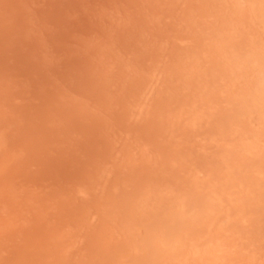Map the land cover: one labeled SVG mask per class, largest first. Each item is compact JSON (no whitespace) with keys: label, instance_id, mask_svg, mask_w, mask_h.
<instances>
[{"label":"bare ground","instance_id":"6f19581e","mask_svg":"<svg viewBox=\"0 0 264 264\" xmlns=\"http://www.w3.org/2000/svg\"><path fill=\"white\" fill-rule=\"evenodd\" d=\"M71 1L1 7L0 264H264V0Z\"/></svg>","mask_w":264,"mask_h":264},{"label":"rangeland","instance_id":"374dc122","mask_svg":"<svg viewBox=\"0 0 264 264\" xmlns=\"http://www.w3.org/2000/svg\"><path fill=\"white\" fill-rule=\"evenodd\" d=\"M4 1H5V2H4ZM4 1H3V0L0 1V3H1V2H4L3 4L1 3V4L4 5V6H1V4H0V9H1L0 11H1V12L3 11L2 8L5 9V7H7V5H8L9 2H14L15 0H4ZM39 1H41L40 3H43V4L46 6V8L48 9V11H49V12H48V11L46 10L45 6H44V9L46 10V13H48L46 16L49 17L48 19L50 20V21H49V20L47 19L48 22H49V24H50L51 21H53V22L50 24V26H51L53 23H55L54 20H56L55 26L53 25L54 28L57 26V25H56L57 22H58V23H61V21H62V19H60L61 21L59 20V18H61V17H58L56 13H59V12H60V13H61L60 15H62V12H63L64 10L70 8V7H69V5H70V4H69V3H70V0H69V2H66L67 0H66V1L64 0V3H66L65 6L67 7V4H69V5H68L69 8H66V7L64 6V4H62V3H63V2H61L62 0L59 1V2H57L58 0H55L56 2H54V0H50V1H49V0H45V1H44V0H39ZM39 1L37 0L38 3H39ZM47 1H48V2H47ZM51 1H52V3H51ZM73 1H74V0H73ZM73 1H71L72 4H73ZM88 1H90V0H88ZM91 1L95 2L94 0H91ZM75 2H76V1H75ZM5 3H6V4H5ZM46 3H48V4H46ZM60 3H61L62 5H61ZM56 4L60 5V9H58L59 12H56V11H55V10H57L55 7L58 6V5H56ZM5 5H6V6H5ZM61 6H63V8H62V9H64L63 11H60V10H62V9H61ZM72 6H75V5H72ZM1 7H2V8H1ZM58 7H59V6H58ZM51 8H52V9H51ZM65 8H66V9H65ZM71 9L77 10V7H76V9H75V7H72ZM39 10H43V8H41V6H40V8H38V11H39ZM50 10H51V11H50ZM53 10H54V11H53ZM52 11H53V12H52ZM55 12H56V13H55ZM46 13H45V14H46ZM52 13H53L54 18L57 17V19L50 18V17H52V16L50 15V14H52ZM54 14H55L56 16H55ZM48 15H49V16H48ZM60 15H59V16H60ZM46 16H45V18H46ZM75 17H76V16L73 17L74 19L72 18V19L74 20V22H76V23H77V21L79 22L80 19L76 17L77 20H75ZM72 19H70V20H71L70 22H73ZM78 19H79V20H78ZM47 20H46V21H47ZM57 20H58V21H57ZM59 21H60V22H59ZM74 22H73V23H74ZM49 24H48V25H49ZM74 24H75V23H74ZM59 25H60V24H59ZM71 25H72V24H70V26H69V27H71V28H68V30H69V32L72 31L71 33H73L74 28L76 27V26H75L76 24H75V25H72V26H71ZM51 27H52V26H51ZM72 29H73V30H72ZM70 30H71V31H70ZM59 31H60V30H58V32H59ZM75 31H76V29H75ZM75 31H74V32H75ZM59 33L61 34V32H59ZM56 34H57V33H56ZM60 34H59V35H60ZM57 35H58V34H57ZM59 35H58V38H61V39H62L63 37H65V36H63V37L60 36V37H59ZM52 37H53V36H52ZM52 37H51V38H52ZM54 37H56V36H54ZM69 37H70V36H69ZM56 38H57V37H56ZM58 38L56 39V40H58V41H57V45H55V44H56V40H55V38H53L54 40L52 39V40H53L52 43H53V42L55 43V44L53 43V46H56V47L60 46V39H58ZM64 42H65V41H64ZM56 47H55V48H56ZM0 49H2V48L0 47ZM58 49H59V48H58ZM2 50H3V49H2ZM2 50H1V53H2V54L6 53V52H5L6 50H3V51H2ZM9 53L12 54V52H9ZM9 53H8V51H7V53H6L7 56H10ZM13 53H14V52H13ZM8 54H9V55H8ZM14 55H15V54H14ZM12 56H13V55H12ZM12 56H11V57H12ZM13 58H14V57H13ZM9 59H10V58H9ZM10 61L13 62L12 59H10ZM7 63H8V62H7ZM32 76H33V75L31 74V77H32ZM41 80H43V81L45 80V81H44L45 83H43V81H41L42 83L39 85V88L37 89L36 94H37V95L39 94L40 97H43V96H44V98H45V97L48 96L47 92H49L50 87H51V82H50V84H49L47 81H51V80H52V77H49V76H48V77H47V80H46V78H42ZM42 84H45V86H46V85H49V88H48L47 86H46V88H44L45 86H43ZM40 89H42V90H40ZM46 89L48 90L47 92H46ZM40 92H41V93H40ZM43 92H44V93H43ZM46 95H47V96H46Z\"/></svg>","mask_w":264,"mask_h":264}]
</instances>
